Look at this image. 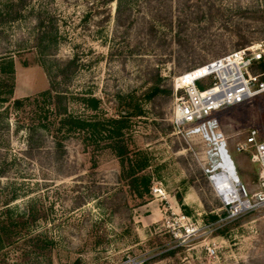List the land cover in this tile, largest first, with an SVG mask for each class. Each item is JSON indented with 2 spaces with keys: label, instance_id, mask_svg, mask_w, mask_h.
Instances as JSON below:
<instances>
[{
  "label": "rangeland",
  "instance_id": "1",
  "mask_svg": "<svg viewBox=\"0 0 264 264\" xmlns=\"http://www.w3.org/2000/svg\"><path fill=\"white\" fill-rule=\"evenodd\" d=\"M116 7L0 0V264H264V206L226 218L206 144L172 123L177 76L264 44V0ZM74 56L75 71L55 83L65 93L63 116L75 124H57L62 117L39 94ZM253 71L264 73L261 65ZM155 86L161 91L151 96ZM15 99H28L22 111ZM216 116L239 179L253 191L257 165L234 147L251 128L264 135V95ZM38 122L53 125L24 154L26 128ZM15 190L19 197L2 205Z\"/></svg>",
  "mask_w": 264,
  "mask_h": 264
},
{
  "label": "built area",
  "instance_id": "2",
  "mask_svg": "<svg viewBox=\"0 0 264 264\" xmlns=\"http://www.w3.org/2000/svg\"><path fill=\"white\" fill-rule=\"evenodd\" d=\"M260 64L264 65L263 42L218 56L186 74H180L173 81L172 123L187 137L197 136L206 144L213 163L209 178L226 210L225 217L230 219L264 206V135L257 128H251L244 140L234 147L235 151L248 154L251 162L257 165L256 188L247 190L238 174L234 182L226 180L218 184L213 181V176L225 171L222 165L231 156L216 112L264 95V73L253 71ZM202 80L206 81L201 85ZM157 190L154 188V191ZM182 218L185 219L184 216ZM194 229L189 224L184 232L189 235ZM207 251L214 253L211 248Z\"/></svg>",
  "mask_w": 264,
  "mask_h": 264
},
{
  "label": "trees",
  "instance_id": "3",
  "mask_svg": "<svg viewBox=\"0 0 264 264\" xmlns=\"http://www.w3.org/2000/svg\"><path fill=\"white\" fill-rule=\"evenodd\" d=\"M106 1H113V0H106ZM117 1V7H116V11L120 12L121 10V1L122 0H116ZM17 17V16H16ZM16 17H14L16 19ZM77 57L74 56L71 59H69L66 62H63V64L58 67V70L56 72V76L53 77V80L51 79L49 82V88L43 92H41L39 95L48 99L49 100V105L52 111V116H55V118L57 117H62V118H57L56 122L57 124H62V125H72L75 124V122L72 120L71 117H65L63 115H66L67 110H66V105L64 102L65 100V93H63V91L58 90V88L56 87V83H55V78L57 76H60L61 74L64 73V71H66V69H68V71L72 70L75 71L76 67H77ZM261 68L264 69V65L260 64ZM72 73V72H71ZM51 77V76H50ZM161 91V89L158 86H155L154 88L151 89V96L156 95L157 93H159ZM28 99H15L12 102L13 108L16 111H22L23 107L25 106V102H27ZM41 118V116H39ZM0 118L1 114H0ZM39 118V121H40ZM45 118V117H44ZM9 124H6V126H8ZM51 125H53V122L51 123H41L38 122V124L32 123L31 125L27 126L26 131L28 133L27 139H26V150H24V154H28L31 155L32 151L39 149V147L41 146V143H38L39 140L42 137V134L39 133L38 131L43 128V129H47V127H51ZM49 127V128H50ZM21 128L20 125H17L15 128V131L17 132L19 129ZM48 128V129H49ZM0 131H1V127H0ZM36 137V138H35ZM54 150H57L59 148H61V144L58 141H55L54 143ZM3 176V172H0V177ZM10 195L5 196V198L2 200L4 206L8 205L9 203L15 201L18 197H19V193L15 190V191H10ZM21 219V217H19ZM212 219H216V216H212ZM22 220V219H21Z\"/></svg>",
  "mask_w": 264,
  "mask_h": 264
},
{
  "label": "bare ground",
  "instance_id": "4",
  "mask_svg": "<svg viewBox=\"0 0 264 264\" xmlns=\"http://www.w3.org/2000/svg\"><path fill=\"white\" fill-rule=\"evenodd\" d=\"M189 71L184 72L185 74ZM231 161V162H230ZM213 166V165H212ZM234 163L231 160V157L228 159H225V163L222 165L225 171L223 172H217L213 176V181L217 182L218 184L223 183L224 181H235L237 177V173L235 172L236 168L234 167ZM222 185V184H221ZM224 191V190H222Z\"/></svg>",
  "mask_w": 264,
  "mask_h": 264
}]
</instances>
